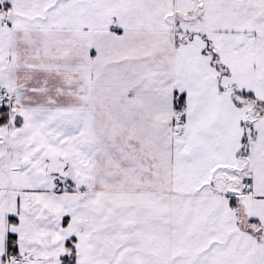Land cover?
Returning a JSON list of instances; mask_svg holds the SVG:
<instances>
[{
	"label": "snow or ice",
	"instance_id": "6c2138e0",
	"mask_svg": "<svg viewBox=\"0 0 264 264\" xmlns=\"http://www.w3.org/2000/svg\"><path fill=\"white\" fill-rule=\"evenodd\" d=\"M0 264H264V0H0Z\"/></svg>",
	"mask_w": 264,
	"mask_h": 264
}]
</instances>
